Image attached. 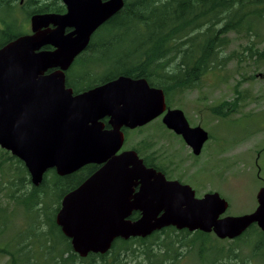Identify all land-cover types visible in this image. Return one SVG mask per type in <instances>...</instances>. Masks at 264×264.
<instances>
[{"label": "water", "instance_id": "95a60500", "mask_svg": "<svg viewBox=\"0 0 264 264\" xmlns=\"http://www.w3.org/2000/svg\"><path fill=\"white\" fill-rule=\"evenodd\" d=\"M63 1L67 13L33 15V33L0 48V147L24 162L36 186L50 168L66 175L106 161L63 197L56 213L73 250L81 257L105 254L118 238H145L168 226L213 231L221 239H235L255 223L264 230V186L252 213L225 215L229 203L219 192L198 197L191 185L146 168L135 150L116 154L123 126H144L161 115L196 155L210 135L192 126L181 108L169 107L164 90L145 77L119 75L75 93L66 82L68 69L124 0ZM50 23L57 27L41 29ZM68 26L74 30L65 33ZM46 45L54 49H42ZM106 117L111 129H105ZM138 179L140 190L132 195ZM133 210L141 211L138 220L127 219Z\"/></svg>", "mask_w": 264, "mask_h": 264}, {"label": "trees", "instance_id": "16d2710c", "mask_svg": "<svg viewBox=\"0 0 264 264\" xmlns=\"http://www.w3.org/2000/svg\"><path fill=\"white\" fill-rule=\"evenodd\" d=\"M5 2L11 4L12 0H0L2 4ZM232 32L246 36L247 44L243 50L226 54ZM20 33L13 32L6 24L0 29V37L5 38L0 48ZM263 41L264 0H124V6L100 26L87 48L76 57L66 73V82L78 92L119 75L145 77L152 86L164 90L168 106L173 107L176 95L198 87L202 77L224 64L225 59L264 61ZM233 107V103L224 102L216 108V113ZM3 153L0 190H5L9 202L20 208L26 217L25 227L9 236H0V254L7 256L4 264H126L121 254L128 249L134 255L142 250L150 259L154 247L142 237L119 238L109 252L81 257L73 250L70 238L62 232L55 217L62 195L82 180V174L59 176L54 173L51 182L45 173L42 183L36 186L24 162L10 151ZM0 220L3 221L1 235L13 221L8 206H0ZM255 231L264 234L255 225L245 233ZM161 234L171 238L172 234L189 236L193 233L169 226L151 236ZM205 237L196 236V239L204 246ZM246 237L238 236L235 240L248 243ZM130 243L139 246L132 249ZM262 243L264 236H261L260 245ZM112 253V259L107 260ZM97 260L100 262L95 263Z\"/></svg>", "mask_w": 264, "mask_h": 264}, {"label": "rangeland", "instance_id": "374dc122", "mask_svg": "<svg viewBox=\"0 0 264 264\" xmlns=\"http://www.w3.org/2000/svg\"><path fill=\"white\" fill-rule=\"evenodd\" d=\"M31 15L32 11L21 6L20 0H12L11 4L0 3V29L7 24L13 32H24L30 28ZM229 36L226 54L244 49L248 40L246 36L233 32ZM3 41L5 38L0 37V42ZM263 47L264 41L261 44ZM224 102L233 103L234 107L227 112L216 113V108ZM174 107L184 111L192 126L201 125L209 132L210 137L201 154H194L180 136L162 126V117L130 130L127 146H137L147 140V152L160 155V160H164L163 167L170 169L174 177H183L186 183L194 185L198 196L211 191L219 192L229 203L225 215L252 213L258 206V191L264 186V61L252 58L239 60L237 57L225 59L224 64L217 65L202 77L198 87L176 95ZM4 151L0 147V162L4 159ZM5 168H8L7 165ZM0 206H8V213L13 218L0 236H9L25 227L24 213L9 202L4 189L0 190ZM250 234L246 237L248 243L199 235L206 236L204 246L191 234L189 237L193 239V244L189 247L180 246L185 241L176 244L166 237L163 241L155 235L146 238L147 243L154 247L150 259L144 251L137 250L134 255L130 249L122 251L121 257L126 264H161L160 249L180 247L183 256H186L181 264H264V244L260 245V232ZM129 246L134 249L139 244L130 243ZM141 249L145 250L144 247ZM112 257L113 253L108 255L107 260ZM6 260L7 256L0 254V264Z\"/></svg>", "mask_w": 264, "mask_h": 264}, {"label": "flooded vegetation", "instance_id": "af4514ba", "mask_svg": "<svg viewBox=\"0 0 264 264\" xmlns=\"http://www.w3.org/2000/svg\"><path fill=\"white\" fill-rule=\"evenodd\" d=\"M106 1V0H104ZM21 2V6H23L24 8L26 9H30L32 11V15L30 16V19L33 15L35 14H44V13H56V14H65L67 13L68 11V7L67 5L65 4V2L63 0H32V2H30V0H20ZM36 6H39V8H36V9H40L42 8L41 6H43L44 8L43 9H40L41 11L40 12H34L36 9L35 7ZM31 21V20H30ZM57 25H54L53 23H50L47 27H42L41 29L42 30H45V29H54L56 28ZM100 28V27H99ZM98 28V29H99ZM97 29V30H98ZM74 30L73 27H66L65 28V33H70ZM96 30V31H97ZM96 31L93 33V35L91 36V39H90V42L94 36V34L96 33ZM33 33V29H32V24H30V28H27L26 31L24 32H21L17 37L21 36V35H25V34H31ZM16 37V38H17ZM15 38V39H16ZM14 40V39H13ZM12 41V40H11ZM89 42V44H90ZM8 43V42H7ZM6 44V43H5ZM4 44V45H5ZM88 44V45H89ZM42 49H54V46L52 45H46V46H43ZM83 52V51H82ZM72 66V65H71ZM86 90V89H85ZM84 91V90H82ZM75 92V91H74ZM80 92V91H78ZM78 92H75V93H78ZM162 117V115L160 116ZM158 118V117H157ZM155 120V119H154ZM153 121V120H152ZM151 121V122H152ZM103 122L105 124V129H111L112 126L110 125L109 123V120L108 118H104L103 119ZM150 123V122H149ZM190 123V122H189ZM147 125V124H146ZM145 126V125H144ZM165 126V125H164ZM143 126H140V127H136V128H129V127H126V126H123L121 128V130L123 131L124 133V143L122 144L121 148L116 152V154H120L122 153L123 151H127V150H135L137 153H138V156L139 158L142 159V162H143V165L146 167V168H154L157 172H161L165 175L166 179L168 180H178L180 181L181 183H184V184H189V183H186L184 181V178L183 177H174V174L171 173V170L170 169H166V167L164 166L163 167V164L160 159V155H157V154H151V153H148L147 151L149 150V146H148V141L147 140H143L140 145H137V146H127V141L129 139V131L130 130H133V129H138V128H141ZM166 127V126H165ZM167 128V127H166ZM168 129V128H167ZM170 130V129H169ZM172 131V130H171ZM174 132V131H172ZM175 133V132H174ZM176 134V133H175ZM178 136L181 137L182 140H184L183 136L182 135H179V134H176ZM184 142L186 143V141L184 140ZM187 144V143H186ZM187 146H189L187 144ZM190 147V146H189ZM204 147V146H203ZM137 148L139 150H137ZM191 148V147H190ZM203 150V149H202ZM193 152V151H192ZM201 154V153H200ZM106 163V161H103V162H91V163H87L85 165H83L79 170L73 172V173H70V174H66V175H60L56 168H50L46 174L47 176L50 178L51 182H52V176L54 173H56L57 175L59 176H68V175H73L75 173H81L82 174V180L72 189L68 190L67 192H65L62 197H61V200H60V206L61 207V203H62V199L63 197L68 193L70 192L71 190L75 189L78 185H80L81 183H83L88 177H90L93 173H95L96 171H98L100 168H102L104 166V164ZM130 167V166H129ZM140 179L138 180H135L136 184L133 186V194L137 193L139 190H140V186L141 184L139 183ZM190 185V184H189ZM192 186V185H191ZM192 188L196 191V189L194 188V185L192 186ZM196 196L197 195V192H196ZM198 197H202V196H198ZM132 198V197H131ZM142 216V213L140 210H133L127 217V219L129 220H138L140 217ZM257 227H259L256 223L253 224ZM252 226V225H251ZM250 226V227H251ZM169 227V226H168ZM249 227V228H250ZM166 228V227H165ZM248 228V229H249ZM260 228V227H259ZM164 229V228H163ZM184 230V229H182ZM187 230V229H185ZM260 230H262L260 228ZM198 231H202V230H196V231H193V235L195 236H199V235H214V236H217L216 233H214L213 231L212 232H206L204 234H200V233H197ZM264 232V230H262ZM156 232V231H155ZM154 232V233H155ZM152 233V234H154ZM151 234V235H152ZM199 234V235H198ZM147 236L145 238H148V237H153V236ZM251 234L250 233H242L241 235L239 236H250ZM260 236H264V234L260 233L259 234ZM161 238L163 237H166V236H160ZM119 239V238H118ZM120 239H123V238H120ZM124 240H128V239H124ZM167 240H170L176 244H179V242L182 240V241H185L184 243H182L180 246H191L193 244V239L190 238L189 236H172L171 238H167ZM171 243V242H169ZM164 245H167V244H164ZM180 248V247H179ZM179 248H176V249H166V248H162L160 249L159 253H160V261L159 263L161 264H181L182 261H183V257H186L185 255L183 256V253H182V249H179Z\"/></svg>", "mask_w": 264, "mask_h": 264}]
</instances>
